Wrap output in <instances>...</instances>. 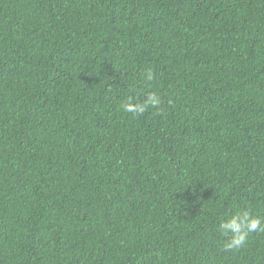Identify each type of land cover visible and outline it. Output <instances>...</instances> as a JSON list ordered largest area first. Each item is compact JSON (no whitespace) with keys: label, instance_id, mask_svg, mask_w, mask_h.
Returning a JSON list of instances; mask_svg holds the SVG:
<instances>
[{"label":"trees","instance_id":"obj_1","mask_svg":"<svg viewBox=\"0 0 264 264\" xmlns=\"http://www.w3.org/2000/svg\"><path fill=\"white\" fill-rule=\"evenodd\" d=\"M234 205L264 215V0H0V264H264Z\"/></svg>","mask_w":264,"mask_h":264},{"label":"clouds","instance_id":"obj_2","mask_svg":"<svg viewBox=\"0 0 264 264\" xmlns=\"http://www.w3.org/2000/svg\"><path fill=\"white\" fill-rule=\"evenodd\" d=\"M145 90L139 96L129 95L119 105L124 113L133 117L144 115L150 109H159L161 97L150 90L154 71L147 67L140 74ZM234 210L225 212L216 225V232L222 238L224 252H236L243 248L252 234L264 233V215L254 213L249 207L233 206Z\"/></svg>","mask_w":264,"mask_h":264}]
</instances>
